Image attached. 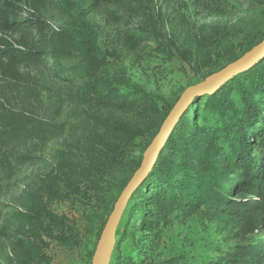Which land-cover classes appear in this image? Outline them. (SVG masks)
Instances as JSON below:
<instances>
[{"label": "rangeland", "instance_id": "rangeland-1", "mask_svg": "<svg viewBox=\"0 0 264 264\" xmlns=\"http://www.w3.org/2000/svg\"><path fill=\"white\" fill-rule=\"evenodd\" d=\"M49 1L44 0L45 5L36 11L37 0H0V37L19 47L16 41L20 35L4 27L7 16L3 9L10 8L6 2L15 4L13 18L25 20L37 14L51 26L64 25L66 18ZM70 1L82 8L89 5V0ZM132 3L142 6L154 18L161 37L148 38L142 32L146 19L134 17L117 5L101 4L86 18L97 32L94 58L98 65H93L92 74L110 70L125 76L131 85L121 86L124 92L139 88L168 102L181 99L190 88L206 80H202L203 76L227 64L242 46L260 44L264 39V0ZM139 36L142 40L138 42ZM128 39L136 40L138 45L127 43ZM179 48L186 50L191 64ZM76 63V59L65 61L68 68ZM81 83L80 76L71 70L54 77L48 60L19 63L12 73L0 74V130L24 124L57 132L47 143L20 136L0 147V223L7 212L25 209L31 203L30 192L40 189L42 178L55 166L62 150L72 152L76 161L87 166L92 162L96 168L92 177L81 180L82 186L94 188L87 196L57 200L50 205L67 220L65 228L70 241L69 245L61 243L56 231L43 235V249L50 264H94L105 223L115 207L114 192L128 176L130 160L145 155L143 149L154 131L143 129L144 133L122 146L127 125L141 126L139 115L115 105L93 115L84 112L76 96ZM92 110L94 107L88 111ZM127 206L112 233L105 264L133 253L137 239L126 235L131 222ZM234 234L229 229L222 231L216 221L207 220L200 213L184 221L173 220L165 227L151 264H167L170 260L174 264H209L221 249L243 242ZM0 264H8L2 252Z\"/></svg>", "mask_w": 264, "mask_h": 264}, {"label": "trees", "instance_id": "trees-1", "mask_svg": "<svg viewBox=\"0 0 264 264\" xmlns=\"http://www.w3.org/2000/svg\"><path fill=\"white\" fill-rule=\"evenodd\" d=\"M49 2L66 18L64 25L51 26L37 14L25 20L13 18L15 4L6 2L10 8L3 9L7 16L4 27L20 36L16 41L19 47L0 37V74L12 73L19 63L43 60L49 61L54 77L71 70L82 80L76 96L84 112L93 115L99 109L115 105L139 115L141 126L127 125L122 146L145 130L154 129L145 152L179 99L168 102L139 88L124 92L120 87L130 86V80L110 70L93 75L91 69L98 65L94 58L97 32L86 18L101 4L117 5L134 17L145 18L148 23L142 32L148 38H158L161 34L153 24L154 18L132 0H89L87 8L70 0ZM44 5V0H37L34 7L39 11ZM32 39L36 41L34 44L30 43ZM127 41L138 45L136 40ZM258 44L250 42L242 46L227 64L202 80ZM179 52L191 64L186 50L179 48ZM68 59H76L77 63L68 68L65 65ZM91 107L95 110L89 112ZM56 135L55 130L39 125L7 126L0 130V147L10 145L15 137H35L47 143ZM143 159L139 155L130 160L129 174L114 192V205ZM95 170L92 162L87 166L76 161L72 152H60L55 166L42 178L40 189L30 192L31 203L25 209L7 212L0 223V252L6 255L8 264H50L42 237L53 231L61 243L70 244L65 228L67 220L50 205L57 200L87 196L94 188L82 186L81 180L92 177ZM127 208L131 222L126 235L137 242L130 256L119 257L112 264H151L165 227L173 220L184 221L196 213L216 221L224 232L234 231L235 237L243 240L221 249L209 264H264V56L212 93L194 98L170 132L149 175L132 194ZM113 210L114 206L111 213ZM174 263L170 260L167 264Z\"/></svg>", "mask_w": 264, "mask_h": 264}, {"label": "water", "instance_id": "water-1", "mask_svg": "<svg viewBox=\"0 0 264 264\" xmlns=\"http://www.w3.org/2000/svg\"><path fill=\"white\" fill-rule=\"evenodd\" d=\"M264 56V40L256 45L251 51L247 52L244 57L238 61L229 64L221 71L210 75L201 84L190 88L179 99L174 109L171 111L165 122L163 123L158 135L154 138L151 145L147 148L144 159L139 170L134 174L127 187L124 189L117 200L114 210L102 234L95 258L94 264H102L106 260V252L109 249L110 239L114 228L118 222L122 210L127 206L132 194L139 188L149 175L153 165L158 158L170 132L173 130L184 111L197 96L212 93L218 89L223 83L229 80L233 75L238 74L252 67L259 59ZM207 81V84H204ZM158 139V140H157Z\"/></svg>", "mask_w": 264, "mask_h": 264}, {"label": "bare ground", "instance_id": "bare-ground-1", "mask_svg": "<svg viewBox=\"0 0 264 264\" xmlns=\"http://www.w3.org/2000/svg\"><path fill=\"white\" fill-rule=\"evenodd\" d=\"M204 84H207V81H206ZM157 140H158V139H157ZM111 248H112V247H111ZM109 253H110V251H109ZM102 264H104V260H103Z\"/></svg>", "mask_w": 264, "mask_h": 264}]
</instances>
